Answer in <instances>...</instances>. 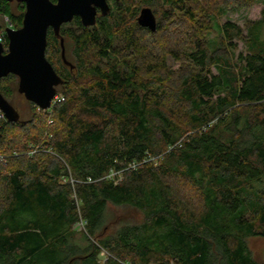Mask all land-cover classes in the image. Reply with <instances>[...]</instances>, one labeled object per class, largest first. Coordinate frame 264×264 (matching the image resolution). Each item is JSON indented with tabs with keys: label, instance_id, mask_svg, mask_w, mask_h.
I'll use <instances>...</instances> for the list:
<instances>
[{
	"label": "trees",
	"instance_id": "1",
	"mask_svg": "<svg viewBox=\"0 0 264 264\" xmlns=\"http://www.w3.org/2000/svg\"><path fill=\"white\" fill-rule=\"evenodd\" d=\"M256 1L113 0L48 28L63 99L0 117V264H264V2L218 22ZM24 10L0 0V26ZM17 83L0 78L11 104ZM109 204L140 215L108 231Z\"/></svg>",
	"mask_w": 264,
	"mask_h": 264
},
{
	"label": "water",
	"instance_id": "2",
	"mask_svg": "<svg viewBox=\"0 0 264 264\" xmlns=\"http://www.w3.org/2000/svg\"><path fill=\"white\" fill-rule=\"evenodd\" d=\"M15 1L23 2L25 10L20 27L6 26V48L0 41V78L9 73L16 75L17 92L38 108L47 109L56 93V87L62 83L45 57L48 28L58 36L60 25L70 21L73 16H78L85 26L93 25L97 10L102 16L109 12V0ZM136 19L140 26L155 31L156 17L150 7H141ZM59 43L63 62L72 67L65 58L63 38L59 39ZM0 111L9 122L20 119L19 112L1 93Z\"/></svg>",
	"mask_w": 264,
	"mask_h": 264
},
{
	"label": "rangeland",
	"instance_id": "3",
	"mask_svg": "<svg viewBox=\"0 0 264 264\" xmlns=\"http://www.w3.org/2000/svg\"><path fill=\"white\" fill-rule=\"evenodd\" d=\"M264 0H257L252 6L246 9H239L236 11H228L226 15L219 17L218 22L224 21L226 18L236 21L238 24H241L242 18L244 16L256 19L259 16V10ZM8 25L0 26V29H4ZM211 39L214 40L215 33H211L209 36ZM217 42L213 44V41L209 44L210 48H213ZM243 50L244 46L241 42L237 43V50L236 53ZM12 104L14 105L15 109L19 112L20 119H28L30 116V110L27 100L24 98L23 95L16 92L15 96L12 99ZM34 153L33 149L29 150V154ZM5 158V157H4ZM1 161V160H0ZM140 214L135 212L132 209L127 207H118L112 204H109L106 210V222L108 223V231L113 227V225H118L119 222H122L123 219L133 220L134 216L138 217ZM77 229H81V227H76ZM82 230V229H81ZM249 247L251 248L254 257L257 260H262L264 258V238L262 237H252L248 239ZM105 253V252H103Z\"/></svg>",
	"mask_w": 264,
	"mask_h": 264
},
{
	"label": "built area",
	"instance_id": "4",
	"mask_svg": "<svg viewBox=\"0 0 264 264\" xmlns=\"http://www.w3.org/2000/svg\"><path fill=\"white\" fill-rule=\"evenodd\" d=\"M6 28V27H5ZM5 28L4 29H0V41L1 42H3L4 41V35L6 34L5 33ZM63 99V95H62V93H60V92H56L55 93V95L53 96V98H52V100H51V104H50V107L49 108H47V109H50L51 108V106L54 104V103H57V102H60L61 100ZM0 117H3V113L0 111ZM49 122H50V120H48ZM2 158V156L0 155V159ZM81 227V229H83L84 228V222L80 219L79 221H78V224L76 225V227ZM103 252H105V251H101V254H106V252L105 253H103ZM126 264V263H125Z\"/></svg>",
	"mask_w": 264,
	"mask_h": 264
},
{
	"label": "flooded vegetation",
	"instance_id": "5",
	"mask_svg": "<svg viewBox=\"0 0 264 264\" xmlns=\"http://www.w3.org/2000/svg\"><path fill=\"white\" fill-rule=\"evenodd\" d=\"M113 2V0H109V4L111 5V3ZM100 15V11L99 10H97V15L96 16H99ZM58 87V86H57ZM57 87H56V89H57ZM22 95V94H21Z\"/></svg>",
	"mask_w": 264,
	"mask_h": 264
},
{
	"label": "bare ground",
	"instance_id": "6",
	"mask_svg": "<svg viewBox=\"0 0 264 264\" xmlns=\"http://www.w3.org/2000/svg\"><path fill=\"white\" fill-rule=\"evenodd\" d=\"M56 92H57V89H56ZM4 117V116H3Z\"/></svg>",
	"mask_w": 264,
	"mask_h": 264
}]
</instances>
